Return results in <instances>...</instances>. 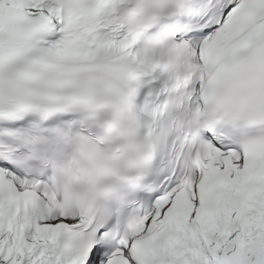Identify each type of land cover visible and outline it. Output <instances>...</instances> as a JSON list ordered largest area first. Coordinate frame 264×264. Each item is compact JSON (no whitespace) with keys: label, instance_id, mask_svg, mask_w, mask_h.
<instances>
[{"label":"snow or ice","instance_id":"snow-or-ice-1","mask_svg":"<svg viewBox=\"0 0 264 264\" xmlns=\"http://www.w3.org/2000/svg\"><path fill=\"white\" fill-rule=\"evenodd\" d=\"M0 264H264V0H0Z\"/></svg>","mask_w":264,"mask_h":264}]
</instances>
